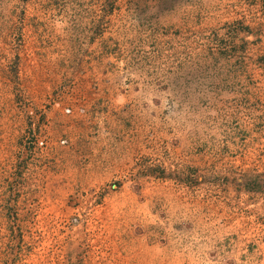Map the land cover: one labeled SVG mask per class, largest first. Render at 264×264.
<instances>
[{"label": "rangeland", "instance_id": "rangeland-1", "mask_svg": "<svg viewBox=\"0 0 264 264\" xmlns=\"http://www.w3.org/2000/svg\"><path fill=\"white\" fill-rule=\"evenodd\" d=\"M192 225L195 264H264V0H0V264Z\"/></svg>", "mask_w": 264, "mask_h": 264}, {"label": "crops", "instance_id": "crops-1", "mask_svg": "<svg viewBox=\"0 0 264 264\" xmlns=\"http://www.w3.org/2000/svg\"><path fill=\"white\" fill-rule=\"evenodd\" d=\"M47 54L49 52H46ZM77 52H70L69 56L74 55ZM65 56L67 57V53L65 52ZM76 55V54H75ZM51 58L53 54L50 55ZM63 56V55H60ZM79 56H86L81 54ZM58 57V55H57ZM37 62L40 65V69L43 71H59L62 68H66L70 66L71 68L90 65L87 61H69L64 62L62 60H49V61H40L35 60L31 62L34 64ZM45 68H49L46 69ZM65 70V69H64ZM88 83H82V87H88ZM148 201V199H146ZM181 235H178L175 240L178 241V244L183 243L182 245H178L175 242L166 241L165 243L156 244L154 241H146L139 243L134 248V260H132V264H195L200 262L201 258V251L202 249L207 248L212 250V247H207L206 244H202L203 239H207V236H203L202 234L210 233L209 242L210 244H217L218 240L216 236L212 234L215 233L216 228L214 226H185L183 228H179ZM217 233V232H216ZM193 241L199 242V246L193 247L187 244H191ZM155 250H158L155 252ZM178 251L179 254H174L175 251ZM211 260V257H210Z\"/></svg>", "mask_w": 264, "mask_h": 264}]
</instances>
